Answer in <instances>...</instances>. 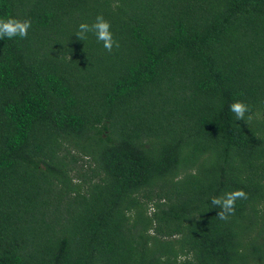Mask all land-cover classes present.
I'll use <instances>...</instances> for the list:
<instances>
[{
  "label": "trees",
  "instance_id": "trees-1",
  "mask_svg": "<svg viewBox=\"0 0 264 264\" xmlns=\"http://www.w3.org/2000/svg\"><path fill=\"white\" fill-rule=\"evenodd\" d=\"M98 15L111 52L75 36ZM10 17L31 27L0 39V264H264V0H0Z\"/></svg>",
  "mask_w": 264,
  "mask_h": 264
},
{
  "label": "clouds",
  "instance_id": "clouds-1",
  "mask_svg": "<svg viewBox=\"0 0 264 264\" xmlns=\"http://www.w3.org/2000/svg\"><path fill=\"white\" fill-rule=\"evenodd\" d=\"M31 27L30 20H18L16 18L0 19V39H12L14 37L26 38L28 29ZM92 32L98 42H102L103 47L108 52H111L113 45L119 47L118 42L113 40L110 31V24L102 15H98L95 22L89 25L81 23L78 26V31L75 36L78 40L83 41L87 38V33ZM229 110L234 114L237 121H244L245 113L248 107L241 101L233 102L229 105ZM246 199L247 194L243 190H235L227 192L219 197H212L211 204L220 210L216 213L221 220H227L229 215L234 214L235 202L238 199Z\"/></svg>",
  "mask_w": 264,
  "mask_h": 264
},
{
  "label": "rangeland",
  "instance_id": "rangeland-1",
  "mask_svg": "<svg viewBox=\"0 0 264 264\" xmlns=\"http://www.w3.org/2000/svg\"><path fill=\"white\" fill-rule=\"evenodd\" d=\"M79 165L81 164V162L78 163Z\"/></svg>",
  "mask_w": 264,
  "mask_h": 264
}]
</instances>
